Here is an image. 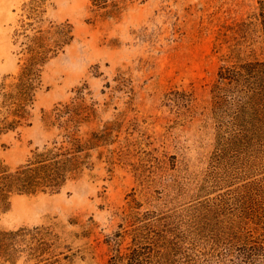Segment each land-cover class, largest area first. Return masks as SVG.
<instances>
[{"label": "rangeland", "instance_id": "1", "mask_svg": "<svg viewBox=\"0 0 264 264\" xmlns=\"http://www.w3.org/2000/svg\"><path fill=\"white\" fill-rule=\"evenodd\" d=\"M27 2L0 0V84L20 70L15 31ZM45 10L71 22L75 39L44 67L32 125L0 133V160L16 169L63 140L45 114L79 103L80 91L93 108L81 134H110L90 151L94 167L61 192L11 196L0 264H108L110 240L122 234L128 247L148 211L184 236L188 264L197 208L251 181L215 189L235 162L215 163L211 90L223 64L264 58L259 0H48Z\"/></svg>", "mask_w": 264, "mask_h": 264}, {"label": "trees", "instance_id": "2", "mask_svg": "<svg viewBox=\"0 0 264 264\" xmlns=\"http://www.w3.org/2000/svg\"><path fill=\"white\" fill-rule=\"evenodd\" d=\"M47 1L29 0L24 5L26 18L15 31L20 70L11 82L0 84V133L32 125L44 67L75 39L71 22L44 17ZM92 1L99 8L108 4V0ZM259 5L256 18L264 44V0ZM211 93V117L217 131L215 163L235 162V173L227 170L215 189L241 175L251 181L197 208L188 247L196 257L188 264H264V58L223 64ZM79 95V103L61 104L45 114L48 124L64 130L63 140L38 148L16 169L0 160V212L9 208L13 194L59 193L70 180L94 167L90 151L106 142L110 133L93 132L88 138L81 134L93 108L85 104L83 91ZM186 97L192 100L191 94ZM145 216L148 222L135 229L128 247H121L122 234L110 240L114 248L108 264H185L184 236L177 237L174 227L156 213L148 211Z\"/></svg>", "mask_w": 264, "mask_h": 264}]
</instances>
